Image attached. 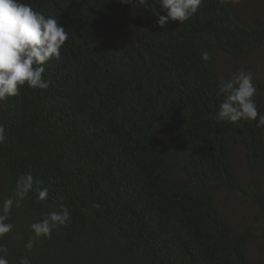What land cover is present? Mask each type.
<instances>
[{
    "label": "trees",
    "instance_id": "trees-1",
    "mask_svg": "<svg viewBox=\"0 0 264 264\" xmlns=\"http://www.w3.org/2000/svg\"><path fill=\"white\" fill-rule=\"evenodd\" d=\"M22 2L69 39L46 65L47 90L25 86L0 103V205L27 172L49 193L13 209L0 239L10 264H251V232L234 231L217 197L264 204V127L216 119L219 83L233 77L217 60L248 71L264 51V13L249 17L251 0H203L187 22L161 27L155 0ZM255 84L264 113V83ZM237 149L248 185L233 166ZM61 204L70 223L29 251L30 225Z\"/></svg>",
    "mask_w": 264,
    "mask_h": 264
},
{
    "label": "clouds",
    "instance_id": "clouds-1",
    "mask_svg": "<svg viewBox=\"0 0 264 264\" xmlns=\"http://www.w3.org/2000/svg\"><path fill=\"white\" fill-rule=\"evenodd\" d=\"M120 2L128 4L132 0ZM155 2L160 8V12L155 14L157 23L164 27L170 21L183 24L190 20L203 0ZM136 3L148 5L149 0H136ZM68 39V32L55 17H46L22 0H0V103L19 96L25 86L47 90L51 82L44 78L46 65L53 59H61V50ZM201 59L210 63L212 56L205 50ZM256 92L255 77L250 71L242 69L231 79L221 80L216 91V100L219 101L216 119L231 124L241 120L254 121L257 127H264V113L259 112L254 99ZM5 139V127L0 124V143ZM30 194L37 201H46L49 193L41 186L40 180L27 172L16 181L13 196L5 198L0 205V239L13 231V224L7 221L13 209L20 208ZM71 216L69 208L63 204L59 211L45 214L30 225L34 235L29 237L25 247L32 251L41 238L51 239L54 231L70 223ZM7 253L6 247H0V264H10ZM19 264H31V260L22 257Z\"/></svg>",
    "mask_w": 264,
    "mask_h": 264
},
{
    "label": "rangeland",
    "instance_id": "rangeland-1",
    "mask_svg": "<svg viewBox=\"0 0 264 264\" xmlns=\"http://www.w3.org/2000/svg\"><path fill=\"white\" fill-rule=\"evenodd\" d=\"M251 2L258 11L252 8H245L249 17H253L258 12L264 13V0H251ZM217 63L225 74H230L231 76L236 75L242 69L247 71L244 62H236L220 57ZM249 65L250 69L248 71L252 72L254 77L260 78L264 83V51L255 56ZM233 166L240 180L248 185L249 167L242 150L237 149L233 153ZM259 180L264 190V169L260 174ZM217 199L220 209L235 232H251L253 240L248 249L251 264H264V204L250 197L228 191L220 192Z\"/></svg>",
    "mask_w": 264,
    "mask_h": 264
}]
</instances>
